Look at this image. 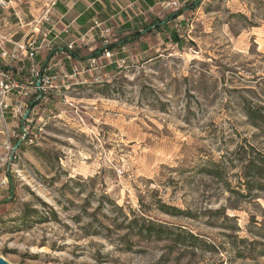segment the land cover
Returning <instances> with one entry per match:
<instances>
[{
  "label": "rangeland",
  "instance_id": "rangeland-1",
  "mask_svg": "<svg viewBox=\"0 0 264 264\" xmlns=\"http://www.w3.org/2000/svg\"><path fill=\"white\" fill-rule=\"evenodd\" d=\"M143 35L39 101L41 130L0 113L9 263L264 264V190L242 175L264 155V0H201Z\"/></svg>",
  "mask_w": 264,
  "mask_h": 264
},
{
  "label": "crops",
  "instance_id": "crops-1",
  "mask_svg": "<svg viewBox=\"0 0 264 264\" xmlns=\"http://www.w3.org/2000/svg\"><path fill=\"white\" fill-rule=\"evenodd\" d=\"M6 1H8V6L5 9H0V34L6 37V40L1 44L6 52H11L14 48L13 43L21 41L26 36L29 31L27 26L31 25V21H33V19L28 20V16L36 18L37 15H42L46 7L49 8L50 21L40 25L43 31L47 28L46 30L50 32L46 39L48 48L39 49L34 62L45 70H51L61 69L66 63L80 65L95 49L104 46H100V43L104 42V38H107L109 43L128 39V42L120 44L116 48L106 49L115 52L116 55L124 53L129 50L127 46L134 44L136 39L140 40L144 33L149 32L155 26H165L166 23L181 17L187 9H184L183 13L175 18L172 17V13L174 14L193 0ZM173 1L179 4V9L174 10L167 6ZM103 30H109L110 33L107 37L103 36ZM137 32H141V34L137 38H133ZM72 42H76L73 49H68V44ZM36 43H41V36L36 35ZM0 50L2 49L0 48ZM45 51H50L46 59L43 58ZM71 51L82 59L72 57ZM88 52L90 53L88 54ZM101 55L102 52L96 57L103 60L104 57ZM21 58L22 61H14L10 64L12 73L19 82L30 76L31 60L24 55ZM91 73L93 74V71ZM56 94L57 91L52 89L45 93L42 101L51 102L52 96Z\"/></svg>",
  "mask_w": 264,
  "mask_h": 264
},
{
  "label": "built area",
  "instance_id": "built-area-1",
  "mask_svg": "<svg viewBox=\"0 0 264 264\" xmlns=\"http://www.w3.org/2000/svg\"><path fill=\"white\" fill-rule=\"evenodd\" d=\"M7 6L8 1L0 0V9H5ZM167 6L174 10L180 8L179 4L175 1L168 3ZM49 21V8L46 7L40 19L38 21L35 20L34 25L28 28L29 31L26 33V36L21 41L13 43L14 48L11 52H6L2 48L1 43L6 40V37L0 34V48L2 49L0 50V113L2 117L5 113L8 114L9 117L17 119L25 126H29L30 124L32 128L37 126V131L41 130L46 124L41 115H38V118L34 122L36 115L35 108L38 102L43 100L45 93L52 89L58 93L62 89H66L68 83L75 85L85 83V73L91 72L97 67L96 56L88 58L85 65H80L79 67L73 66L69 71L60 68L45 70L36 64L34 61L39 49L43 47L48 48L46 38L50 33L49 30H44L45 32L40 33L41 30L38 25L39 23ZM36 35L41 36L40 44L36 43ZM108 35L109 30H103V36L107 37ZM103 41L105 44L109 43L105 38ZM44 43L45 45H43ZM75 43L68 44L67 48L72 49ZM102 54L108 56L109 51L104 49ZM22 55L31 60L29 68L30 76L24 81L19 82L13 75L10 64L14 61H22ZM6 58L8 59L7 62ZM26 111L27 115L24 117ZM30 141L32 142L31 138Z\"/></svg>",
  "mask_w": 264,
  "mask_h": 264
},
{
  "label": "trees",
  "instance_id": "trees-1",
  "mask_svg": "<svg viewBox=\"0 0 264 264\" xmlns=\"http://www.w3.org/2000/svg\"><path fill=\"white\" fill-rule=\"evenodd\" d=\"M201 2V0H195L194 3L192 4H185L183 7H181L177 12H175L174 14H172V17L175 18L179 15H181V13H183L184 9H191L194 10L195 7H197L199 5V3ZM160 23V21H159ZM141 34V32H137L135 33L133 36V38H137L139 35ZM128 39H123L121 42H112L107 44L105 47L102 48H98L95 49L90 56L94 57L96 55H98L100 52H102L104 49H113L118 47L120 44L126 43L128 42ZM71 56L77 59H82L80 57H78V55L71 51ZM86 59V58H85ZM248 116L252 119L253 115L251 111H247ZM261 161L262 164H257L252 158L248 159L244 165H243V179L244 182L243 184H245L246 188L248 191H251L253 189H263L264 190V155H262L261 157ZM257 185V187H255V185ZM244 186V185H243ZM165 229V227H164ZM163 226L161 224L155 225L153 222L148 221V222H144L142 223V225L140 226V230L142 233H148L149 235H151V233H154V235H156V237H158V234H160V232H163ZM181 233H177L175 234V238H173V241L180 243L182 245H186L184 243L183 240H180L179 237H181ZM187 238H189L188 241V245L192 246L194 248H200L199 245L197 244V242H202L199 237L191 232H187ZM186 245V246H188Z\"/></svg>",
  "mask_w": 264,
  "mask_h": 264
},
{
  "label": "water",
  "instance_id": "water-1",
  "mask_svg": "<svg viewBox=\"0 0 264 264\" xmlns=\"http://www.w3.org/2000/svg\"><path fill=\"white\" fill-rule=\"evenodd\" d=\"M27 115V111L24 114V117ZM0 264H12L9 263L3 256L0 255Z\"/></svg>",
  "mask_w": 264,
  "mask_h": 264
}]
</instances>
